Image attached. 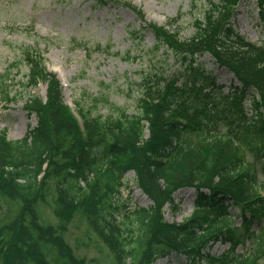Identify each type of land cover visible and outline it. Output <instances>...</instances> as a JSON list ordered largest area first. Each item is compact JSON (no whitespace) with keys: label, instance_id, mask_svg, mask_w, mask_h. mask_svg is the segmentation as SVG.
I'll use <instances>...</instances> for the list:
<instances>
[{"label":"trees","instance_id":"1","mask_svg":"<svg viewBox=\"0 0 264 264\" xmlns=\"http://www.w3.org/2000/svg\"><path fill=\"white\" fill-rule=\"evenodd\" d=\"M112 1L141 21L132 34L139 43L144 32L152 39L149 67L134 82L138 114L117 107L114 116H103L76 104L79 123L42 64L37 46L48 40L28 30L32 43L20 50L25 86L45 83V101L25 102L36 125L19 141L0 131V193L15 208L0 225V264H85L65 243L62 227L46 223L42 206L58 221L78 215L108 264H154L170 255L189 264H257L264 260V46L234 30L232 8L241 0H198L203 10L190 17L184 38L180 15L165 29L142 24L139 10ZM257 10L263 15L264 0ZM204 56L234 81L219 84L197 65ZM168 59L178 67L166 69ZM9 82L0 76L6 101L13 100ZM129 172L150 207L128 212L118 205ZM182 189L193 191L192 215L169 224L162 210L178 209L174 195ZM122 208L125 222L118 220ZM216 243L229 246L220 257L207 252ZM245 245L251 252L237 254Z\"/></svg>","mask_w":264,"mask_h":264},{"label":"rangeland","instance_id":"2","mask_svg":"<svg viewBox=\"0 0 264 264\" xmlns=\"http://www.w3.org/2000/svg\"><path fill=\"white\" fill-rule=\"evenodd\" d=\"M107 1L109 3L105 6H95L91 0H69L68 3L61 0H0V76L10 80L13 97L11 103L0 98V131L6 130L8 140L19 141L28 125L35 126L34 118L28 117L24 109L25 101L31 97L44 100L45 84L40 83L34 89L24 86L28 69L22 62L20 50L24 44H30L27 36L31 29L48 40L37 46L43 56L42 64L48 72L56 74L62 86L63 100L71 108L77 103L96 111L93 114L103 116H114L113 108L117 107L129 115L138 114L140 92L134 82L149 67L148 48L152 39L144 32L143 42L139 43L132 34L139 29L141 21L131 9L116 5L112 0ZM123 1L143 14L142 24L150 23L167 29V23L180 15L182 38L191 33L188 29L190 17L198 16L195 14L203 10L198 0ZM247 1L245 4L243 0L232 8V26L248 42L264 46V13L258 14L257 0ZM83 44L86 48L79 46ZM96 46H101V49L96 50ZM153 63L155 61L150 64ZM196 63L212 72L219 84L228 85L233 80L229 72L218 68L208 56ZM166 66L168 70L174 69L178 63L168 59ZM246 161H251L248 154ZM122 182L119 206L124 205L128 212H133L152 205L135 187L132 172L126 174ZM259 194L264 197V191H259ZM174 197L178 209L174 212L166 205L162 210L163 219L169 224H180L192 215L193 191L182 189ZM8 205L0 201V225L11 216L9 212L14 213L15 208ZM124 212L122 208L118 214L119 222H125ZM41 215L46 223L62 227L59 231L65 243L85 264H108L101 258L93 234L78 215L68 223L58 221L44 206L41 207ZM207 249L210 256L220 257L229 246L216 243ZM250 252V245L237 249V254ZM155 264L189 262L183 256L171 255L158 259ZM257 264H264V260Z\"/></svg>","mask_w":264,"mask_h":264},{"label":"bare ground","instance_id":"3","mask_svg":"<svg viewBox=\"0 0 264 264\" xmlns=\"http://www.w3.org/2000/svg\"><path fill=\"white\" fill-rule=\"evenodd\" d=\"M34 121H35V119H34ZM35 125H36V121H35ZM34 127H35V126H34ZM32 128H33V127H31V126L28 125L27 128H26L25 134L28 132V130H30V129H32ZM25 134H24V136H25ZM11 184H12V183H11ZM9 185H10V184H9ZM184 190H187V189H184ZM8 199H9V194H1V193H0V201H1V202H4L5 204L8 205V204H9V200H8ZM170 256H171V255H170ZM174 256H175V255H174ZM157 260H158V259H157ZM157 260H156V261H157ZM156 261H155V262H156ZM154 264H155V263H154Z\"/></svg>","mask_w":264,"mask_h":264}]
</instances>
